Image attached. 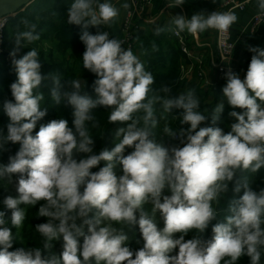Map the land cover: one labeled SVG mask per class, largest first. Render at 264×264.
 Here are the masks:
<instances>
[{"label":"clouds","instance_id":"1","mask_svg":"<svg viewBox=\"0 0 264 264\" xmlns=\"http://www.w3.org/2000/svg\"><path fill=\"white\" fill-rule=\"evenodd\" d=\"M184 3L173 0L169 7ZM256 7L264 14V0H256ZM118 16L111 0H74L68 10V24L83 29V67L97 77L92 94L85 90V81L67 80L70 90H63L60 73L42 74L34 48L17 59L22 48L40 39L37 24L28 18L23 17L17 26L15 46L9 53L17 79L10 85L13 99L3 103L9 123L6 134L0 132V150L9 142L20 148L7 165H0V179L12 184L13 175L19 174L18 196L4 199L13 227H22L25 220L21 205L39 204L38 216L47 222L35 226L44 238L43 250L9 251L13 232L0 211V264H236L243 256L249 264H261L264 189L254 191L249 176L242 174L264 168V49L247 46L253 55L244 78L229 68L223 99L206 115L207 110L200 111L195 89L178 95L168 85L154 90L155 79L144 62L122 47L120 40L110 38L108 31L99 30ZM237 20L231 10L201 11L191 17L177 14L171 16L167 30L177 35L209 29L227 32ZM6 22L7 15L0 16V29ZM89 26L97 28L96 34L87 30ZM165 30L157 27L154 33ZM152 50H158L155 43ZM141 55H148L143 46ZM45 81H50L55 104L63 100L71 107L72 126L67 119H54L33 136L37 121L47 113V108H41L44 94L38 91ZM224 100L233 109L228 115L236 121L231 130L225 133L221 127L202 126L209 119L216 125ZM100 107L111 110L109 123L126 127L117 130L119 141L114 148L97 152L86 125L98 126L93 110ZM170 118L189 127L173 130ZM161 122L163 134L178 144L155 140L153 130ZM126 149L133 150L125 154ZM101 162L104 166L92 171ZM117 166L122 175H117ZM230 185L233 192L243 190V194L231 202V214L223 222L212 224ZM166 189L171 195H164ZM146 204L152 206L151 215ZM157 213L163 219L162 229L157 226ZM210 224L213 235L205 239ZM137 225L144 244L133 251L127 246L124 227ZM193 230L198 235L185 240ZM61 238V254L45 258L44 251Z\"/></svg>","mask_w":264,"mask_h":264},{"label":"trees","instance_id":"2","mask_svg":"<svg viewBox=\"0 0 264 264\" xmlns=\"http://www.w3.org/2000/svg\"><path fill=\"white\" fill-rule=\"evenodd\" d=\"M74 2V0H34L32 4H30L25 9H21L18 14L15 15L14 19H9L8 25L14 26L15 24L19 25L20 20L23 17L28 18L32 22L37 24V31L40 34V41L45 40H56L60 46H68L72 50V61H74V70L77 71L80 74L81 81L86 82L85 90L89 92V94L93 93V84L94 81L97 79L96 75L89 72L88 70H85L82 64V55L85 51V46L80 40V36L82 34L83 29L80 26L76 25H69L67 22V13L71 6V4ZM17 25V26H18ZM92 34H96L97 28L89 26L87 29ZM100 31H107L104 27H100ZM110 38H116L118 39V33L114 30H111L109 28L108 30ZM136 41L138 47L141 49L142 52V46L144 49L148 50V55H143L142 61L144 62L145 68L147 71L151 72L155 79V83L152 85L154 90H158L162 85H168L173 89V95H178L180 93L179 88L180 85L176 83L177 78V66L176 63H171V65H164L163 63V56L162 51L160 50V45L156 44L152 40H148L147 37L144 36L142 33H138L136 35ZM7 42V41H6ZM5 42V45L7 44ZM155 43L158 46L157 51L152 50V44ZM136 46V45H135ZM7 47V45H6ZM67 47V48H68ZM149 48V49H148ZM135 49V48H134ZM175 52V53H174ZM27 52H24L21 54V57L26 54ZM171 58L178 59L180 54L177 53L175 49H172V53L170 54ZM159 56V57H158ZM39 57L42 59L43 54L39 53ZM162 57V58H161ZM20 58V57H19ZM4 55L0 57V104L3 106V100L5 98L3 97L6 93L11 94L10 91V85L11 83L15 82L16 75L12 80L7 79L8 76H10L12 73L8 72L6 68V60H4ZM18 59V58H17ZM40 60V59H39ZM43 60H46L45 58ZM173 60V61H174ZM50 61V59H48ZM42 74H47L48 72L53 73H61L62 67L59 65L58 67H55L54 65H51L52 63L48 64L47 62L41 61ZM13 72L15 73L14 66H13ZM12 71V70H11ZM16 74V73H15ZM78 79L76 78V74H73L70 79H66L62 77V84L65 85V88L63 90H70L67 87V80H74ZM6 80V81H4ZM50 81H45L44 85L41 86L38 91L45 94L44 100L41 101V108H47L46 115L37 121V124L33 130L32 135L34 136L36 132L39 131V128L41 125H46L50 121L54 119H60L64 118L67 119L69 122V126H72V109L70 106H65L64 101L62 100L59 105L55 104V102L52 100L50 95ZM190 89H195V94L200 100V111L205 112V114H210L212 109L215 107L216 103L221 101V97H219V93H204L202 89L198 88L197 86H192ZM212 94V95H211ZM209 97H212V100L209 99ZM13 99V98H11ZM225 108L224 112L221 114V119L216 123V125H212L211 120L209 119L205 124L202 126H214V127H221L225 133L229 132L231 130L230 126L232 123H235V118L230 117L228 113L232 111L233 109L227 104V102H224ZM3 110V107H2ZM236 111H241L240 109H235ZM110 109H104L103 107L97 108L93 110V115L96 118V122L98 124L97 127H93L92 122L87 123V128L90 132V135L95 139L94 149L95 151L99 152L101 149L107 148L108 150H111L115 147L116 143L119 141V137H116V132L121 127H126V124L115 122V123H109L108 122V116L110 113ZM0 120L2 123H0V130L1 132L5 133L7 132V125L9 123V118H5L4 116H0ZM6 129H4V127ZM169 126L173 130H179L180 128H187L188 125H181L179 122V119H171L169 120ZM163 122L160 123V125L154 129L155 134V140L157 142H162L165 145H173L178 144V141L172 140L165 136L163 134ZM20 145L19 144H12L9 142V144L6 146L5 149L0 150V165H7L9 163V158L15 156L17 151L19 150ZM133 149H126L125 154H128ZM103 162L97 167L92 169V171H98L99 167H102ZM116 169L122 170L121 166H117ZM242 175H248L251 180V186L254 191L259 192L260 190L264 189V168H262L258 173L251 174V173H243ZM19 179V174L13 175V183L9 184L6 179H0V211L5 213V226L10 227L13 232L14 242L13 247L9 249V251H15L16 249L23 248L25 250L37 247L41 248L43 250V244H44V238L37 232L35 226L37 224L45 223L47 222V218L45 217H39L38 216V208L39 204L36 206L32 205H21L20 207L25 210L26 216L25 220L23 222L22 227L15 228L11 225V210L7 209V207L4 205V199L8 196L17 197L18 193L16 192V184ZM232 185H230V190L225 198H223L218 205V216L216 220L212 222V224H215L217 222H223L224 218L228 215H230L229 211V205L231 202L235 199H238L242 194L243 190L239 193H235L231 190ZM164 195H171V192L166 189L164 192ZM43 203V202H41ZM148 207V208H147ZM151 205L146 204L145 210L148 211L149 215H151ZM214 207H217L214 204ZM157 226L162 229L163 219L160 217L159 213H157L156 217ZM58 223V221H57ZM212 224L209 225L208 229H206L204 233L205 239H211L212 238ZM87 229L85 228V232ZM124 232L128 236L127 246L133 250L136 251L143 247L144 241L142 239V236L139 232L138 225L134 228H124ZM29 234H32L29 236ZM194 235H198V233L193 230L192 232H189L185 236V240L193 238ZM177 238L179 234H176ZM137 239V240H136ZM79 240L83 241V238L80 237ZM136 240V241H135ZM139 242L137 245L136 243ZM61 243H63L62 238L60 240H56L52 242V247L49 250L44 251L45 258H50L52 255L59 256L62 252L61 250ZM178 251V249L176 250ZM175 254V253H173ZM236 264H249V258L247 256L241 257ZM261 264H264V254L261 256Z\"/></svg>","mask_w":264,"mask_h":264},{"label":"crops","instance_id":"3","mask_svg":"<svg viewBox=\"0 0 264 264\" xmlns=\"http://www.w3.org/2000/svg\"><path fill=\"white\" fill-rule=\"evenodd\" d=\"M245 1L248 2L246 11L243 13H236L238 20L230 29L232 41L235 43L234 57L238 58L242 64V72L240 75L241 79L244 78L253 55V53L248 51L247 46L250 45L264 49V26L255 34H250L247 31L248 23L251 17L258 13L256 0ZM222 2L223 0H185V3L182 6L169 7V4L173 3V0H150V6L140 21V30L137 34L142 33L148 40H152L156 44L160 45L159 48L162 51L163 58H161L163 59L164 65L168 66L173 62L176 63L175 65L177 66L178 73L176 83L180 85V92L186 91L192 86H197L202 89L204 93L209 94L216 92L204 88L201 85V81L197 78V72L199 69L203 70L205 78L208 81L212 82L215 78L214 63L217 55L215 31L209 29L208 31L197 35H192L187 32L180 33L185 41L189 53L191 54V58L188 59L181 53L178 40L173 36L172 31L167 30L170 24L171 16L182 14L191 17L192 14L201 11L209 13L212 9L220 6ZM111 3L119 9V16L114 23L109 26H104V28L107 31L111 28V30L117 32L119 36L120 23L123 20L126 11L132 8L133 0H111ZM125 3L129 5L127 9L122 7ZM157 27L165 28L166 30L160 35H155L154 30ZM135 45L133 53L142 60L143 55H141V49L138 47L137 41ZM172 49H175L177 53L180 54L178 59L174 60L171 58L170 54L172 53ZM200 56L202 57V65L198 66L197 62L193 60V58ZM181 67H183L187 72L182 73ZM181 77L183 80H180ZM222 88L223 87H220L218 89L219 92H217L219 93V97H221V99H223ZM209 99L212 100V97H209ZM225 102L227 101L225 100Z\"/></svg>","mask_w":264,"mask_h":264},{"label":"built area","instance_id":"4","mask_svg":"<svg viewBox=\"0 0 264 264\" xmlns=\"http://www.w3.org/2000/svg\"><path fill=\"white\" fill-rule=\"evenodd\" d=\"M247 3L248 2L245 0H223L220 6L212 9L210 12L212 11L224 12L231 10L235 14L243 13L244 11H246ZM149 6H150V0H133L132 8L128 9L124 14V18L119 26L118 40L122 42V47H124L125 49L130 48L134 52L136 35L137 32L140 30L139 24L143 16L146 14V10L149 8ZM8 20L9 17H7V22ZM263 26H264V14L257 13L251 17L248 23L247 31L250 34H255ZM3 28L0 29V52L2 46ZM230 29L227 32H218L214 30L215 44L217 49L216 61L214 63V69H215L214 80L212 82L208 81L205 78L202 69H199L197 72L198 80L201 81V85L206 89L216 91L218 85L222 83H226L225 74L229 70V68L236 73L242 72V64L240 60L234 57L235 43L232 41ZM172 34L178 40L181 53L185 55L188 59H190L191 54L189 53L186 47L182 35L181 34L177 35L174 32H172ZM193 60L197 62L198 66L202 65L201 56L197 58H193ZM181 72L186 73L187 71L183 67H181ZM180 80H183V78L181 77Z\"/></svg>","mask_w":264,"mask_h":264},{"label":"rangeland","instance_id":"5","mask_svg":"<svg viewBox=\"0 0 264 264\" xmlns=\"http://www.w3.org/2000/svg\"><path fill=\"white\" fill-rule=\"evenodd\" d=\"M14 17L15 16H11V17H9V19H14ZM17 25L18 24H15L14 26H9L8 22H7L5 27L3 28V38H2L0 57L4 55V57H5L4 60H6V68H7V70H9L8 72L12 73L10 76L7 77V79H9V80H12L16 75L12 69L13 68L12 58L10 57L9 53L12 51V49L15 46L14 45V41H15L14 34L17 31ZM5 42L7 43L6 44L7 47L5 45ZM67 47L68 46H60L56 40L55 41L54 40H45V41H40V42L38 40V41H36L30 45H27V48H22L20 50V52L17 54L16 58L21 57L22 53L27 52V51L34 48L37 50L38 54L39 53L43 54L42 59L39 57V59L41 61L47 62L48 64L52 63L51 65H54L55 67H58L59 65H61L62 70H61L60 74L63 78L70 79V77H72L73 74H76V78L79 79L80 74L74 70L75 63H74V61H72V50L69 47L68 48ZM44 58L46 60H43ZM48 59H50V61H48ZM238 74L241 75V73H238ZM4 81H6V80H4ZM81 83L83 84V81H81ZM225 84L226 83H222V84L218 85L216 92H219L218 89L220 87L225 86ZM44 96H45V94H44ZM3 97L5 98V100H11V98H12L11 94H9V93H6ZM5 100H3V102ZM223 102H225V100ZM2 107L3 106L0 104V116H4L5 118H7V115L2 110ZM0 123H2L1 120H0ZM4 129H6V127H4ZM0 132H1V130H0ZM115 171H116L118 176L122 175V170L115 169ZM144 207H146V205ZM114 226L117 228L123 227L122 225H118V224L114 225ZM31 235L32 234H29V236H31ZM80 243L82 244L83 241L81 240ZM62 244L63 243H61V250H63ZM136 244L138 245L139 242H137Z\"/></svg>","mask_w":264,"mask_h":264},{"label":"water","instance_id":"6","mask_svg":"<svg viewBox=\"0 0 264 264\" xmlns=\"http://www.w3.org/2000/svg\"><path fill=\"white\" fill-rule=\"evenodd\" d=\"M34 0H0V16L7 15V17L15 16L21 9H25Z\"/></svg>","mask_w":264,"mask_h":264}]
</instances>
